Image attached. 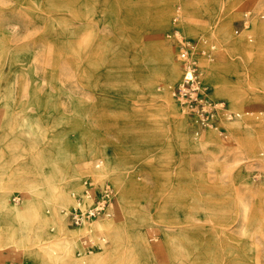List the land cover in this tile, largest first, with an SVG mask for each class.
<instances>
[{
	"label": "rangeland",
	"instance_id": "1",
	"mask_svg": "<svg viewBox=\"0 0 264 264\" xmlns=\"http://www.w3.org/2000/svg\"><path fill=\"white\" fill-rule=\"evenodd\" d=\"M262 15L264 0H0V264H264ZM175 29L204 52L216 125L173 97ZM86 181L116 190L101 217L126 222L114 242L104 229L70 239L24 208L34 199L78 230L63 210Z\"/></svg>",
	"mask_w": 264,
	"mask_h": 264
},
{
	"label": "built area",
	"instance_id": "2",
	"mask_svg": "<svg viewBox=\"0 0 264 264\" xmlns=\"http://www.w3.org/2000/svg\"><path fill=\"white\" fill-rule=\"evenodd\" d=\"M261 20L264 22V15ZM170 37L174 39L177 49L176 61L181 70V79L173 90V97L196 123L203 126L216 125L220 111L225 109V106L224 103L211 98L201 80L197 56L204 53L203 50H197V42L183 37L178 29L172 31ZM208 56H212V52ZM226 116L231 119L233 113L226 112ZM84 185L83 191L74 195V205L63 210L65 218L78 228L102 216H110L116 197V190L109 181L104 184L86 181ZM14 200L19 201L20 198L16 197ZM84 246L85 251L93 248L90 243H84Z\"/></svg>",
	"mask_w": 264,
	"mask_h": 264
},
{
	"label": "bare ground",
	"instance_id": "3",
	"mask_svg": "<svg viewBox=\"0 0 264 264\" xmlns=\"http://www.w3.org/2000/svg\"><path fill=\"white\" fill-rule=\"evenodd\" d=\"M164 11H165L164 9L163 10H160V12H158L157 17L155 19V25L157 27H160V29L162 28L163 21H164V16H165V12ZM222 28H223V26H222ZM161 46H160V53H161V57H162V59H161V65H162V68H163V71H164L163 72V76L166 78L165 80L171 81L176 76V74H177L176 71L177 70H176V68L174 67V65L171 62L168 49L165 47V45H163L162 47ZM208 48H210V47H208ZM206 74H207V78L208 79L214 77L209 72L208 69L206 70ZM214 139L215 138H214V136L212 134H208V135H206V138L205 139L197 140V142L199 144H202V146H203L205 143L206 144H209ZM107 172H108V170L103 171V173H107ZM81 182H83V181H81ZM123 182L124 181H122V183ZM77 183H78L77 182V178H75L74 180L69 181L67 184H64L61 187L60 197H59V206H68V207L71 206L73 200H71L70 195H69V193H70L69 187L71 186L72 188H74L73 186L76 185ZM115 185H117V184H115ZM74 189H76V188H74ZM125 201H127V200H125ZM4 202L7 203V200L5 199ZM121 202L123 203V198H121ZM27 203L24 204L25 210L26 211L29 210L27 213H29L30 210H33V211L35 210L34 211V213L36 212L35 220L39 224H41V225L42 224L43 225L46 224V225H49L51 227H55L56 225H59L60 224L61 230H63L68 235H70L69 236V237H71L70 239H73V240H75V238L77 239L78 234L80 233L79 229L82 232L87 231V230H90L93 233H95L97 231V229L107 230L108 231L109 239L112 242H114L116 239H119L121 237V235L126 230V222L125 221L124 222H121V223H117V222H115L113 220L114 218L113 219L112 218L102 219L100 217V218L96 219L95 221L86 224L85 226L79 227L78 230H73L71 232L70 228L67 227L66 222H65L64 219H62V221H61L60 219H58L57 216H55L53 214H51V215H45L43 213L42 206H40V204H39L38 201L36 202L34 199H31V200L27 201ZM18 208H19L18 206H13V209H15V210L18 209ZM23 214H24V212H23ZM56 217H57V219H56ZM31 221H32V219L30 220V222ZM76 233H77V236H76ZM70 242H71V240H69L67 237H65L63 240H60L59 241V245L63 249L62 252L65 254L64 255L65 256V259H69V261L74 262V257H71V255H70V252H71L70 251V244H69ZM147 252H148V255H149V253L151 254L150 248H147ZM92 258L95 259V260H101V257L99 255L98 256H94Z\"/></svg>",
	"mask_w": 264,
	"mask_h": 264
},
{
	"label": "crops",
	"instance_id": "4",
	"mask_svg": "<svg viewBox=\"0 0 264 264\" xmlns=\"http://www.w3.org/2000/svg\"><path fill=\"white\" fill-rule=\"evenodd\" d=\"M79 252V251H78ZM79 255H81V254H79Z\"/></svg>",
	"mask_w": 264,
	"mask_h": 264
}]
</instances>
